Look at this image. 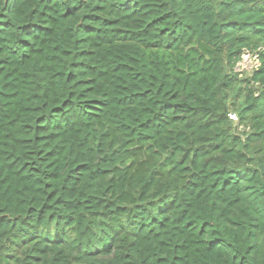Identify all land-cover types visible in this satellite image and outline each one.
I'll list each match as a JSON object with an SVG mask.
<instances>
[{
    "label": "trees",
    "instance_id": "1",
    "mask_svg": "<svg viewBox=\"0 0 264 264\" xmlns=\"http://www.w3.org/2000/svg\"><path fill=\"white\" fill-rule=\"evenodd\" d=\"M0 264H264V0H0Z\"/></svg>",
    "mask_w": 264,
    "mask_h": 264
},
{
    "label": "rangeland",
    "instance_id": "2",
    "mask_svg": "<svg viewBox=\"0 0 264 264\" xmlns=\"http://www.w3.org/2000/svg\"><path fill=\"white\" fill-rule=\"evenodd\" d=\"M254 65H255V58L253 54L243 53L240 61H238V63L235 66V70L239 73V77L242 78L248 75L249 73H251V71L254 68ZM230 96L232 97L233 94H231ZM241 96L242 94L239 95V98H241Z\"/></svg>",
    "mask_w": 264,
    "mask_h": 264
},
{
    "label": "built area",
    "instance_id": "3",
    "mask_svg": "<svg viewBox=\"0 0 264 264\" xmlns=\"http://www.w3.org/2000/svg\"><path fill=\"white\" fill-rule=\"evenodd\" d=\"M243 53L253 54V56H254V58H255V65H254V67H256V66L258 65V61H257V53H255V52H249V51H246V50H245ZM241 57H242V56H241ZM228 116H229L230 119H232V120H236V115H235L234 112H230V113H228Z\"/></svg>",
    "mask_w": 264,
    "mask_h": 264
}]
</instances>
